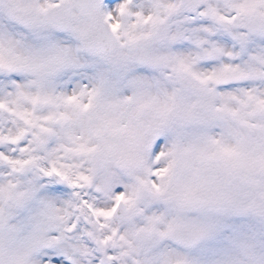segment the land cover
<instances>
[{"label":"rangeland","instance_id":"obj_1","mask_svg":"<svg viewBox=\"0 0 264 264\" xmlns=\"http://www.w3.org/2000/svg\"><path fill=\"white\" fill-rule=\"evenodd\" d=\"M141 1L145 7L131 0L104 3L101 14L121 48L101 57L81 52L77 26L54 35L22 27L23 11L41 13L49 3L0 5V105L6 108L0 117V264H85L81 254L91 245L89 221L97 207L105 203L109 222L120 227L141 217L155 197L180 216L159 230L151 214L149 225L129 234V251H120V260L162 240L148 259L131 264H264V92L219 90L239 79L264 85V0H203L195 15L180 0H169L185 22L170 38L192 49L185 45L173 53L168 77L155 74L160 59L149 52L166 0ZM53 57L62 67L41 70ZM26 73L46 85L68 86L40 119L37 108L26 109ZM179 75L210 89V99L184 90ZM133 88L135 98L116 102V111L103 109L104 90ZM9 120L21 123L20 137L3 129ZM156 136L164 138L161 150L149 148ZM39 140L44 148L36 152ZM12 143L21 148L15 155L6 149ZM152 168L155 174L146 177L143 170ZM53 169L64 176L62 184L52 178ZM143 189L147 194L139 201ZM118 202L130 219L118 222ZM181 224L202 234L197 248L172 242L170 231ZM139 230L150 234L144 244L134 240ZM94 251L95 264H104L103 252L121 264L116 250Z\"/></svg>","mask_w":264,"mask_h":264},{"label":"bare ground","instance_id":"obj_2","mask_svg":"<svg viewBox=\"0 0 264 264\" xmlns=\"http://www.w3.org/2000/svg\"><path fill=\"white\" fill-rule=\"evenodd\" d=\"M40 1L42 2V4H47L50 3L51 1L54 2L56 0H40ZM131 1L141 3V7L146 6L141 0H131ZM162 12L163 14L162 13L160 14L162 20L158 23L159 25H157V27L155 28V31L152 33L150 39L151 44L149 43V46L153 45V47L149 48V52L157 56V60L160 59V62H158V66L155 67L156 68L155 74L161 77H168L170 72L174 68V66H171L173 61V53L179 49H185L186 46H189L190 49H192V47L187 43L174 42L170 38L173 30L176 29V26L178 24H180L181 26H185V22L183 17L180 15L179 11L176 8H174V6L170 3L169 0H166L164 2ZM83 24H84L83 21L78 20L77 28H81ZM33 61L37 62L34 59ZM136 72L138 73V71ZM27 75L28 74L26 73V109L31 110L33 108H37L36 116L38 119H40L43 116L48 115L51 111H53L52 102H51L53 96H60L62 93H64V90L67 89L68 86L65 85L52 86L51 82H48L47 83L48 85H46L43 83L41 78L37 76V74H31L28 77ZM110 82H112V80ZM236 84H242V85L240 86ZM222 85L224 87L223 89H219L220 91H224L230 88L237 89L238 87H242L245 88L246 90L252 89V90H259V92H264V85L259 82H256L253 78L244 79V81L239 79L234 84L235 87L228 86L225 84ZM137 90L138 89L135 88L129 90H120V89L104 90L102 92V98L104 99L103 109L107 108L108 110L116 111V106H117L116 102H118L121 99H123L124 102V99L128 97H130L131 99L135 98ZM69 91H71V89ZM132 105L133 104H131L130 106ZM245 118L247 121L251 120V118L248 116ZM11 122H12L11 120L5 122L3 125V129L8 130L9 136L20 137L22 135L21 130H23L21 123L12 124ZM226 124L228 125V123ZM234 125L236 124L234 123L229 124V127L232 131L236 130L235 129L236 126ZM30 129H31L30 126H26V132L30 131ZM240 141L241 142L238 144L236 140V144L241 145L243 148L244 141L242 139ZM163 143H164V138L160 136H156L152 140L149 148L150 149L157 148V150H161L160 148L162 147ZM6 149L11 152L10 155H15L21 151L20 146L14 143H12ZM243 154L248 155L249 152L246 151ZM111 164H113V162ZM106 170H110V173H116L110 166H107ZM12 171L13 168L9 170V173H11ZM143 171L146 174V177L155 174L154 168L144 169ZM101 191L104 194H106V191L104 192V188H102ZM71 194L75 195L74 193ZM104 197L106 198V195H104ZM57 203H61V201L58 200ZM104 204L105 203H102V206L97 207V209H99L98 210L99 214L95 210V212L93 213L94 216L91 215L92 217L91 222L89 221L90 227L92 229L91 231L93 233V239L91 240V245L89 249L81 254L83 256L82 260L84 261L85 264H95L94 260L96 257V253L94 251V248L96 246L99 247L102 246V248L109 247L111 250L118 251L115 258H117L118 262L120 261L121 264H131L132 259L133 260L139 259V261H143V259H148L152 252L158 251L159 248L163 246L162 240L156 241L154 245L150 246L148 249L139 253H136L135 251L131 250L130 254L127 255L130 261L127 259L120 260L119 257L120 251L122 250L129 251L127 248L125 249L126 245H128L129 234L138 225L141 224L149 225L151 214H156L154 216L157 217L156 221L159 230H163L164 227H168L171 224V222L175 218H178V216H180L181 214V211L176 207H173L172 205L166 207L164 204L160 203L158 198L155 197L152 199V202L150 203L148 210H145L144 214H142L141 217H138L133 222H130L124 226L117 227L115 225H112L111 222H109L110 219L107 214V210H106L107 208L103 206ZM60 214L61 215L64 214V211H61ZM84 221L87 222L85 218ZM127 237L128 239L126 240ZM78 254L79 253H77V255ZM60 261L66 262L63 257L60 258Z\"/></svg>","mask_w":264,"mask_h":264},{"label":"water","instance_id":"obj_3","mask_svg":"<svg viewBox=\"0 0 264 264\" xmlns=\"http://www.w3.org/2000/svg\"><path fill=\"white\" fill-rule=\"evenodd\" d=\"M77 1H78V3L84 2L85 6H87L86 9H88V6H90L91 0H77ZM96 1L99 2L100 0H96ZM93 2H94V0H93ZM98 2L96 3V6H97ZM182 4L184 5V7L188 11L196 12L197 9L202 5V0H182ZM65 8L66 7L64 5H61V7L54 6V7L50 8L49 13H48L49 15H47L44 19L45 22L52 25L53 27L59 28V23H57L58 20L54 16L57 13H59L60 10L64 11ZM69 10L70 9L67 7V13L69 12ZM22 20H23L24 24L31 26L34 23H36L38 18H37V15L34 14L33 12H28V13H25V15L22 17ZM66 20L69 21L68 16L66 17ZM93 36H94V38L91 39ZM86 45L88 48H91V49L94 48L93 49L94 52L101 53V54L107 53V52L117 48V46L114 45V40H113L112 36H108V35L105 36V41H104L103 38H100L97 35L92 34V35H90V37L86 41ZM182 81L187 83L186 86L188 88H192V89L196 90L203 97V99L207 98L209 92L205 88L192 87L191 84L186 79H183V78H182ZM1 113H2V109L0 108V115H1ZM37 149H40V146L37 147ZM0 164H2L1 160H0ZM57 180L60 181L59 178H57ZM124 214H125V211L121 207L119 209V212H118V219L119 220L125 219L126 217H124ZM135 235H136V239L138 241H141V242H145L148 239V234L145 231H139ZM171 237L174 241H176L180 244L186 245V246H195L198 244V242L200 240V236L197 233L192 232L191 230L187 229L185 226H180V227L175 228L171 233ZM107 263L110 264V261L108 259H107Z\"/></svg>","mask_w":264,"mask_h":264}]
</instances>
